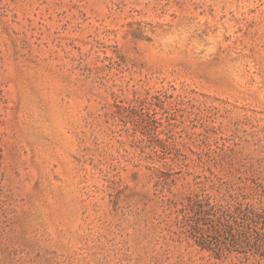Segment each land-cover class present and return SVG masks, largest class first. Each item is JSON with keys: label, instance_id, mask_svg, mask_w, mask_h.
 Masks as SVG:
<instances>
[{"label": "rangeland", "instance_id": "1", "mask_svg": "<svg viewBox=\"0 0 264 264\" xmlns=\"http://www.w3.org/2000/svg\"><path fill=\"white\" fill-rule=\"evenodd\" d=\"M207 202L264 212V0H0V264H264Z\"/></svg>", "mask_w": 264, "mask_h": 264}, {"label": "trees", "instance_id": "2", "mask_svg": "<svg viewBox=\"0 0 264 264\" xmlns=\"http://www.w3.org/2000/svg\"><path fill=\"white\" fill-rule=\"evenodd\" d=\"M263 213L242 206L231 210L212 202L198 205L191 210V238L217 259L236 252L245 260L264 262Z\"/></svg>", "mask_w": 264, "mask_h": 264}]
</instances>
